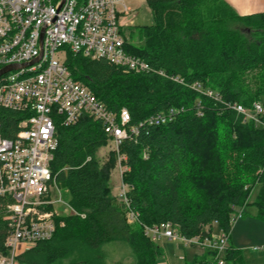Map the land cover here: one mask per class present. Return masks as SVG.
<instances>
[{
    "label": "trees",
    "instance_id": "1",
    "mask_svg": "<svg viewBox=\"0 0 264 264\" xmlns=\"http://www.w3.org/2000/svg\"><path fill=\"white\" fill-rule=\"evenodd\" d=\"M147 4L153 23L140 29V44L126 41L125 48L149 63L151 74L126 73L105 60L70 52L65 64L110 111L128 110L133 126L170 109L184 111L167 125H143L104 164L97 158L109 144L102 123L88 116L71 127L59 123L51 173L77 215L64 218L66 226L50 241L23 253L20 264H108L103 247L113 243L130 249V264H158L163 250L145 236V226L171 223L187 239L210 237L215 223L231 233V216L251 204L257 188L252 205L264 221V128L226 106L264 105V13L240 16L225 0ZM194 84L218 93L221 101L194 90ZM199 102L203 117L197 115ZM27 118L0 107L1 136L14 140ZM120 158L127 168L122 181L130 188V210L138 215L132 225L128 207L110 186ZM6 236L0 214L4 255ZM212 258L207 251L200 264ZM225 261L244 264L231 246Z\"/></svg>",
    "mask_w": 264,
    "mask_h": 264
},
{
    "label": "built area",
    "instance_id": "2",
    "mask_svg": "<svg viewBox=\"0 0 264 264\" xmlns=\"http://www.w3.org/2000/svg\"><path fill=\"white\" fill-rule=\"evenodd\" d=\"M129 1L88 0L79 4L78 0H0V70L19 67L0 78V107L29 114L14 140L0 134V214L7 226L8 250V255L0 252V264H20L18 258L28 247L50 241L59 228L66 226L64 218L77 215L65 199L67 191L59 187L51 173L59 145V123L71 127L84 116L102 123L111 151L119 154L120 146L137 136L143 125H167L184 111L170 109L150 117L140 127L133 126L128 110L110 111L68 70L65 62L70 52L105 60L126 73H152L149 63L125 48L123 32L133 10ZM158 74L166 77L164 71ZM174 81L182 83L178 77ZM192 88L221 101L218 93L204 90L200 84ZM226 106L243 116L245 122L253 121L264 128L262 103H254L252 108L238 103ZM197 109V115L203 117L201 102ZM129 191L122 181L118 198L128 207L127 220L132 225L138 222V215L130 210ZM243 218L244 209L237 210L231 216V226ZM144 234L155 243L168 239L184 247L197 246L213 255L206 264H226L231 235L223 230L217 236L187 239L179 234L177 226L164 223L145 226Z\"/></svg>",
    "mask_w": 264,
    "mask_h": 264
},
{
    "label": "rangeland",
    "instance_id": "3",
    "mask_svg": "<svg viewBox=\"0 0 264 264\" xmlns=\"http://www.w3.org/2000/svg\"><path fill=\"white\" fill-rule=\"evenodd\" d=\"M128 5L133 9L129 14L126 23L127 27L124 30L126 41L134 44H140V29L143 26H149L153 23V16L147 1L130 0ZM62 51V50H61ZM60 57V55H59ZM111 144L101 149L97 158L101 164L107 162L111 150ZM122 158L119 159L118 165L112 172L110 186L112 187L113 194H119L121 187V172L127 170L126 167L121 165ZM259 188H257L252 195L250 205L245 207L244 218L238 220L231 230L230 246L239 251L244 264H264V251H255V248H264V221L257 218V207L252 205L254 202ZM67 199V195H64ZM118 197V196H117ZM119 202L121 199L118 198ZM221 232L219 226L215 225L213 235L217 236ZM163 242V241H162ZM160 242L159 244H163ZM115 244H108L103 247V253L108 259L109 264H113L118 258L123 259L127 254L129 255L130 249L123 245L124 248L119 249ZM199 248V247H198ZM201 249V248H200ZM231 264V263H228Z\"/></svg>",
    "mask_w": 264,
    "mask_h": 264
},
{
    "label": "crops",
    "instance_id": "4",
    "mask_svg": "<svg viewBox=\"0 0 264 264\" xmlns=\"http://www.w3.org/2000/svg\"><path fill=\"white\" fill-rule=\"evenodd\" d=\"M240 16H249L258 13H264V0H225ZM115 197L118 194H113ZM118 198V197H117ZM251 201V200H250ZM215 230V226H214ZM213 230V233H214ZM163 241V242H162ZM231 241V238H230ZM162 242L163 244H159ZM158 242L159 246L163 250V257L158 264H200L204 261L206 252L197 246L184 247L181 244L163 239ZM119 249L124 248L122 243H113ZM26 247H21V250H25ZM31 248H27L26 251ZM24 251V253L26 252ZM108 261V259H107ZM130 257L127 254L123 259L118 258L113 264H130ZM109 264V263H108Z\"/></svg>",
    "mask_w": 264,
    "mask_h": 264
},
{
    "label": "water",
    "instance_id": "5",
    "mask_svg": "<svg viewBox=\"0 0 264 264\" xmlns=\"http://www.w3.org/2000/svg\"><path fill=\"white\" fill-rule=\"evenodd\" d=\"M31 65H33V64H29L28 66H31ZM24 67H26V66H24ZM18 69H19V67H18V66H15V65H13V66H8V67H6V68H3L2 70H0V78H1L2 76H4V75L8 74V73L11 72V71H16V70H18Z\"/></svg>",
    "mask_w": 264,
    "mask_h": 264
}]
</instances>
